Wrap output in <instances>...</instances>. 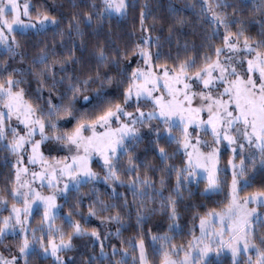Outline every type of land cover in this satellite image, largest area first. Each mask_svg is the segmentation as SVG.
Wrapping results in <instances>:
<instances>
[{
	"label": "snow or ice",
	"instance_id": "1",
	"mask_svg": "<svg viewBox=\"0 0 264 264\" xmlns=\"http://www.w3.org/2000/svg\"><path fill=\"white\" fill-rule=\"evenodd\" d=\"M162 7L0 0V264H264V0Z\"/></svg>",
	"mask_w": 264,
	"mask_h": 264
},
{
	"label": "trees",
	"instance_id": "2",
	"mask_svg": "<svg viewBox=\"0 0 264 264\" xmlns=\"http://www.w3.org/2000/svg\"><path fill=\"white\" fill-rule=\"evenodd\" d=\"M151 3H157V0H150ZM187 2H193V0H159V3L164 5V7L160 8L159 11L163 12L167 6L168 3H175L177 5H183ZM138 11V9H137ZM229 11H231V9H229ZM134 13L130 11L129 13V18L128 20L124 23V27H126L128 30H132V26L133 24L135 23V21H133L132 17H133ZM186 15H189L191 16L192 14L191 13H186ZM115 24V22H113ZM204 27H208L207 23L205 22L204 24ZM0 156H2V154H0ZM179 159V158H178ZM7 172V169H2L0 170V188L3 187V182H4V179H5V173ZM202 186V185H201ZM219 197H217L218 199ZM208 207H212L213 205L211 203H209L207 205ZM4 214H7V213H4ZM147 227V225H146ZM131 231V230H130ZM130 231L129 232H125L124 233V236L127 237L129 234H130ZM189 238L188 234L187 233H184L182 234L180 237H177V240L176 242L177 243H181L183 241H186L187 239ZM6 242H10L8 240H6ZM114 242H117V241H114V240H110L109 241V244L110 243H114ZM118 243V242H117ZM72 253H70L71 255ZM75 255L77 256V260H80L82 258L83 255H87V250L83 248V246H81L80 250L78 252L75 253ZM224 264H230V257L226 258L224 260Z\"/></svg>",
	"mask_w": 264,
	"mask_h": 264
},
{
	"label": "rangeland",
	"instance_id": "3",
	"mask_svg": "<svg viewBox=\"0 0 264 264\" xmlns=\"http://www.w3.org/2000/svg\"><path fill=\"white\" fill-rule=\"evenodd\" d=\"M93 167H94V168H96L97 170H99V168H98V166H97V165H95V164H94V165H93Z\"/></svg>",
	"mask_w": 264,
	"mask_h": 264
}]
</instances>
